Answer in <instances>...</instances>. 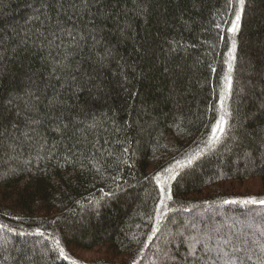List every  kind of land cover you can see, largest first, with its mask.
I'll list each match as a JSON object with an SVG mask.
<instances>
[{"label":"trees","instance_id":"obj_1","mask_svg":"<svg viewBox=\"0 0 264 264\" xmlns=\"http://www.w3.org/2000/svg\"><path fill=\"white\" fill-rule=\"evenodd\" d=\"M260 201L264 0H0V264H264Z\"/></svg>","mask_w":264,"mask_h":264},{"label":"rangeland","instance_id":"obj_2","mask_svg":"<svg viewBox=\"0 0 264 264\" xmlns=\"http://www.w3.org/2000/svg\"><path fill=\"white\" fill-rule=\"evenodd\" d=\"M245 251L249 253L248 245H247V248H245ZM75 254L85 261L93 260L94 258L103 256V255L112 257L111 253L107 252L105 248L103 247H97L92 250H82L81 249V250H78ZM250 257H253V256H250ZM114 260L119 261V259L117 260L116 258ZM154 263H155V260H153L152 258L150 259V261L146 259V261L144 262V264H154Z\"/></svg>","mask_w":264,"mask_h":264},{"label":"snow or ice","instance_id":"obj_3","mask_svg":"<svg viewBox=\"0 0 264 264\" xmlns=\"http://www.w3.org/2000/svg\"><path fill=\"white\" fill-rule=\"evenodd\" d=\"M241 3L244 2V0H240ZM239 19V14H237V20ZM260 203H264V201H260Z\"/></svg>","mask_w":264,"mask_h":264}]
</instances>
